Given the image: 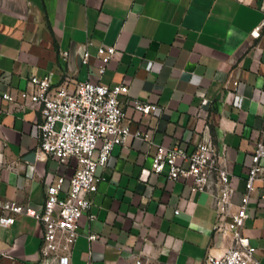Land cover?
Instances as JSON below:
<instances>
[{
  "label": "crops",
  "instance_id": "crops-1",
  "mask_svg": "<svg viewBox=\"0 0 264 264\" xmlns=\"http://www.w3.org/2000/svg\"><path fill=\"white\" fill-rule=\"evenodd\" d=\"M88 40L93 56L85 65ZM100 45L116 46L102 76ZM33 76L71 88L86 80L129 86L120 96L126 119L154 142L132 137L98 168L105 179L92 195L94 217L79 222L72 264H135L134 255L143 264H206L208 254L230 247L231 238L213 229L210 195L191 191L192 178L154 173L152 163L156 145L190 153L209 141L225 147L232 185L244 189L264 140V0H0V202L42 212L46 186L63 176L64 195L77 160L39 158L40 107L22 97ZM134 99L158 109L144 115ZM256 185L243 232L264 264V178ZM43 237V224L28 215L0 226V264L37 263Z\"/></svg>",
  "mask_w": 264,
  "mask_h": 264
},
{
  "label": "built area",
  "instance_id": "built-area-1",
  "mask_svg": "<svg viewBox=\"0 0 264 264\" xmlns=\"http://www.w3.org/2000/svg\"><path fill=\"white\" fill-rule=\"evenodd\" d=\"M260 27L253 36H260ZM87 41L82 55L83 64L90 62L93 54ZM116 51L114 45H100L95 57L99 59L102 76ZM65 56L68 54L65 53ZM235 81L234 85L238 86ZM32 92H23L22 97L39 105L42 120L39 124V158H56L67 163L77 160V168L70 179L68 190L62 195L65 178L58 177L46 186V199L42 212L17 201L0 202V226H11L21 215L37 218L44 226V237L39 250L40 258L35 264H72V252L78 238L81 218L91 214L92 195L105 179L98 168H107L117 146L130 138H138L149 145L152 139L143 131L133 130L127 121L120 96L129 93V86L113 87L101 81H79L73 88L68 81L53 86L49 77L33 76L29 80ZM3 98L13 101L10 93ZM243 96L236 97L235 104L242 106ZM208 103L203 100V105ZM134 109L144 115L157 111L158 105L141 99L132 100ZM225 147L220 151L209 141H200L192 152L180 146L156 145L152 171L166 173L170 180H187L193 192H204L211 197V208L216 213L214 231L231 238V245L222 254H208L206 264H262L255 256L256 248L244 235L243 228L249 217V203L257 190V181L264 178V140L256 144L251 165L242 191L232 185V172L225 164ZM183 160L186 166L178 163ZM178 208L175 212L178 213ZM90 234L89 239H97ZM6 254L0 250L1 259ZM135 264H143L140 256L134 255Z\"/></svg>",
  "mask_w": 264,
  "mask_h": 264
}]
</instances>
